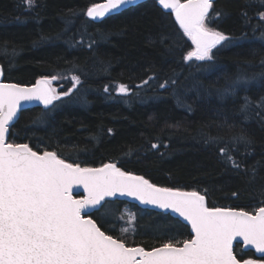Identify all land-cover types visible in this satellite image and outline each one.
Listing matches in <instances>:
<instances>
[{"label":"trees","instance_id":"1","mask_svg":"<svg viewBox=\"0 0 264 264\" xmlns=\"http://www.w3.org/2000/svg\"><path fill=\"white\" fill-rule=\"evenodd\" d=\"M104 1L35 0L29 7L25 0H0L4 82L28 86L60 75L55 85L64 92L72 86L67 77L81 80L49 109L22 112L9 142L40 152L59 146L58 154L82 167L116 163L157 186L198 191L209 207L254 212L264 206V20L258 15L264 2H214L225 14L207 23L229 39L213 49V60L186 62L191 41L158 2L93 21L87 8ZM149 77L155 79L138 87ZM166 80L169 86L161 88ZM121 83L130 94L115 90ZM241 134L250 145L230 143ZM225 144L240 169L220 154ZM104 205L93 219L130 246L150 250L192 237L170 215L116 200ZM128 213L135 214L134 225ZM122 227L134 233L122 235ZM234 252L258 259L240 245Z\"/></svg>","mask_w":264,"mask_h":264},{"label":"snow or ice","instance_id":"2","mask_svg":"<svg viewBox=\"0 0 264 264\" xmlns=\"http://www.w3.org/2000/svg\"><path fill=\"white\" fill-rule=\"evenodd\" d=\"M214 2L158 0L163 9L170 10L182 34L191 41L193 47L183 56L186 62L213 60V49L229 39L207 23L225 14L223 9L214 10ZM25 3L30 7L35 0ZM136 3L137 0H105L89 6L86 15L93 20L102 19ZM258 15L264 20V9ZM3 75L0 66V77ZM62 78L42 77L29 87L0 79V264H264V206H258L254 212L209 207L205 195L198 191L157 186L143 175L123 171L116 163L81 167L58 154L59 146L40 152L28 143L9 142V128L18 122L24 102L36 101L47 109L54 101L70 96L81 83L80 76L73 74L67 77L72 86L58 92L53 81ZM154 79L149 77L138 87ZM171 83L176 80L171 78ZM168 86L167 80L160 83L161 88ZM104 90L107 92L108 88ZM115 90L124 95L131 92L122 83ZM230 143L247 146L251 140L241 134ZM219 152L233 167H242L227 144ZM251 175L255 179L254 170ZM78 186L88 193L86 198L73 197V188ZM118 194L171 210L191 226L194 236L170 238L146 250L108 234L93 216L106 207L102 204L106 197ZM135 219L134 213H128L130 225H134ZM130 230L134 233V227H122L120 232L123 235ZM238 237L261 257L238 258L233 251Z\"/></svg>","mask_w":264,"mask_h":264},{"label":"water","instance_id":"3","mask_svg":"<svg viewBox=\"0 0 264 264\" xmlns=\"http://www.w3.org/2000/svg\"><path fill=\"white\" fill-rule=\"evenodd\" d=\"M146 1H150V0H137V3L135 5H129L125 8H121L120 10H117V11H114V12H110L108 13L107 15H105L102 19L98 18V19H95L93 21H102V20H105L107 17H110V16H113V15H116L117 13H120V12H123L125 10H128V8H131V7H134V6H137V5H140V3H144ZM156 2H158V0H155ZM217 0H215L216 2ZM105 2V1H104ZM102 2V3H104ZM159 4V3H158ZM161 8L162 6L159 5ZM163 9V8H162ZM165 10V9H164ZM168 12H170V10H166ZM4 76V75H3ZM0 79L3 80L4 82V77H0ZM5 83H8V82H5ZM35 84V83H34ZM34 84H31V85H21V86H25V87H29V86H32ZM52 105L49 106V108L51 107ZM32 108H43V109H46L44 107L43 104L39 103V102H36V101H33V102H24V108L21 110V112L18 113V116L20 117V115L22 114V112L26 111V110H29V109H32ZM47 108V109H49ZM16 124V123H15ZM14 124V125H15ZM12 126H10L11 128ZM10 128H9V131H10ZM82 167V166H81ZM95 168V167H93ZM185 191V190H184ZM72 194H73V197L75 199H84L87 197L88 193L84 190V188L82 186H78V187H74L73 188V191H72ZM121 201V202H127L129 204H132V205H135V206H138L139 208L143 209V210H151V211H154V212H157V213H164V214H167V215H170L171 217L179 220L180 222H182V224H185L186 226L189 227L190 231H191V226L187 224V222L183 221L182 218L178 217L177 214L171 212V210H163V209H160L158 207H155L153 205H145V204H142L139 200H136L135 198L133 197H129V196H120L119 194L115 197H106L105 200L102 202V204L104 205L106 202H109V201ZM206 202H207V198H206ZM192 236H194V233H192ZM240 245L242 246V249L244 251H247V252H253L255 253V255L260 258L261 257V254L260 253H257L256 250L250 246V245H245L243 240L241 238H237L234 242H233V251H235V248ZM235 253V252H234Z\"/></svg>","mask_w":264,"mask_h":264},{"label":"rangeland","instance_id":"4","mask_svg":"<svg viewBox=\"0 0 264 264\" xmlns=\"http://www.w3.org/2000/svg\"><path fill=\"white\" fill-rule=\"evenodd\" d=\"M196 62H200V61H196ZM53 82H55V83H57V84L59 83L58 80L53 81ZM59 84H60V83H59ZM56 87H57V90H58V89H61L63 86L57 85ZM134 97H135V96H134Z\"/></svg>","mask_w":264,"mask_h":264}]
</instances>
